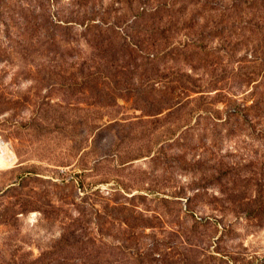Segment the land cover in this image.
I'll use <instances>...</instances> for the list:
<instances>
[{
    "label": "rangeland",
    "instance_id": "1",
    "mask_svg": "<svg viewBox=\"0 0 264 264\" xmlns=\"http://www.w3.org/2000/svg\"><path fill=\"white\" fill-rule=\"evenodd\" d=\"M0 264H264V0H0Z\"/></svg>",
    "mask_w": 264,
    "mask_h": 264
},
{
    "label": "trees",
    "instance_id": "2",
    "mask_svg": "<svg viewBox=\"0 0 264 264\" xmlns=\"http://www.w3.org/2000/svg\"><path fill=\"white\" fill-rule=\"evenodd\" d=\"M92 24H93V23H91V25H89L88 27H86V29H90V28L96 26V25H92Z\"/></svg>",
    "mask_w": 264,
    "mask_h": 264
}]
</instances>
